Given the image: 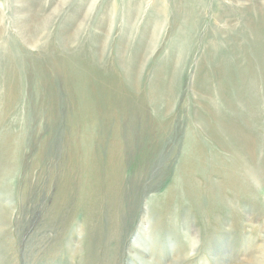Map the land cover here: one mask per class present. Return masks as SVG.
<instances>
[{
	"label": "rangeland",
	"instance_id": "374dc122",
	"mask_svg": "<svg viewBox=\"0 0 264 264\" xmlns=\"http://www.w3.org/2000/svg\"><path fill=\"white\" fill-rule=\"evenodd\" d=\"M252 262L264 0H0V264Z\"/></svg>",
	"mask_w": 264,
	"mask_h": 264
},
{
	"label": "bare ground",
	"instance_id": "6f19581e",
	"mask_svg": "<svg viewBox=\"0 0 264 264\" xmlns=\"http://www.w3.org/2000/svg\"><path fill=\"white\" fill-rule=\"evenodd\" d=\"M118 98H124V96L122 94H120V95H118L117 100H118ZM91 99L94 100L93 97H91ZM231 129H232V127H231ZM233 129H235V128H233ZM244 144L247 145V147L244 148L246 150V152H244V154H242V155H241V153H238V155L232 156L233 158L231 160V163L226 162V164H224V163L220 162L221 165L219 164L217 167L214 164V166L216 168H214L212 170L211 174H216L217 176L221 177V180H220V182L217 185H215V184H212V185L209 184L208 185V187L211 188V195H210L209 200L212 199V201L215 204L217 202H219V199H222V196L220 195V193L223 192L222 189H225V188L229 189V190H232L233 194L240 193L241 195H243L242 192H245V194H247V193L251 194L250 188L248 186L249 184H248V178H247L246 174H247V172H249V174H251V175H253V173H254L253 170L249 171V165H251V164L253 165V162L256 161V158H255L256 148H255V145L252 142H251V144L248 145V141L247 140L244 142ZM194 153H196L194 155L195 156L194 159H195L196 163L198 162V164H197L195 169L198 170V168L203 166V159L204 158H203V156L201 154L200 149L197 150ZM205 160H207V159L205 158ZM205 164H206V162H205ZM192 165H193V163H192ZM235 166H240L242 175H238L237 173L233 172V169H235ZM188 167L191 169L192 166L190 165V163L187 165V168ZM118 169H120V167L119 168H115L114 172L118 171ZM185 172H187V171H185ZM192 173H194V172H190L189 173V170H188L187 174L190 176ZM187 174L185 173V175H187ZM251 183H253V182H251ZM198 194H200V193H198ZM208 197H209V195L207 196V198ZM252 264H254V263L252 262Z\"/></svg>",
	"mask_w": 264,
	"mask_h": 264
}]
</instances>
